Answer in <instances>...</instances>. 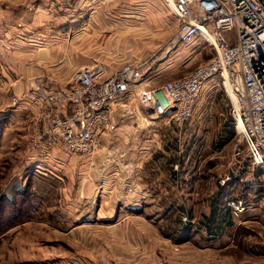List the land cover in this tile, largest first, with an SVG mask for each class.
Instances as JSON below:
<instances>
[{"label":"rangeland","instance_id":"obj_1","mask_svg":"<svg viewBox=\"0 0 264 264\" xmlns=\"http://www.w3.org/2000/svg\"><path fill=\"white\" fill-rule=\"evenodd\" d=\"M176 23L159 51L140 61L147 67L142 82L161 76L153 88L215 55L204 43H178ZM38 85L47 91L61 86ZM17 86L4 84L0 73V264L264 263V168L249 158L219 78L205 86L183 131L168 118L146 132L122 112L135 124L113 137L106 156L101 145L89 159L46 163L42 175L30 157L34 114L15 112L22 104H12L14 96L38 89L19 94ZM130 129L140 133L147 154L135 155L129 137L121 138ZM140 167L149 170L143 180L155 181L151 190L158 194L150 216L121 227L99 220L100 185L130 180ZM239 201L245 212L231 206Z\"/></svg>","mask_w":264,"mask_h":264},{"label":"built area","instance_id":"obj_2","mask_svg":"<svg viewBox=\"0 0 264 264\" xmlns=\"http://www.w3.org/2000/svg\"><path fill=\"white\" fill-rule=\"evenodd\" d=\"M165 2L177 19L178 43L201 40L214 49V57L185 77L153 89L142 83L146 63H125L111 75L102 64H94L79 70L71 87L39 88L23 98L14 96L13 106L27 101L34 105L30 146L41 158L53 160L60 154L75 160L91 158L110 132L114 108L133 116L146 132L168 118L183 131L205 86L219 78L248 156L264 168V0ZM231 206L235 212L246 211L242 201Z\"/></svg>","mask_w":264,"mask_h":264},{"label":"crops","instance_id":"obj_3","mask_svg":"<svg viewBox=\"0 0 264 264\" xmlns=\"http://www.w3.org/2000/svg\"><path fill=\"white\" fill-rule=\"evenodd\" d=\"M169 11L163 0H0V73L3 83L19 85L17 93L21 94L39 87L42 82L67 84L79 70L94 64H102L107 75H111L125 63L150 59L168 35L166 30L171 21L177 22ZM202 43L197 40L185 46ZM160 78L159 74L153 80L148 79L142 82L143 86L153 89ZM27 102L15 112L31 110L36 115L34 105ZM120 113L118 108L113 109V125L102 138L101 153L104 156L113 137L122 133L124 127L135 124L133 117L121 118ZM127 131L121 138L129 137L127 141H130L133 153L147 154L146 148L139 145L140 133H133L131 129ZM30 157L39 164L35 169L39 175L48 171L46 163L54 160L56 163L66 162L70 158L60 154L53 160H45L36 152ZM148 172L146 167H140L132 173L130 180L100 185L97 218L121 227L126 222L147 217L150 205L158 196L155 190H151L155 181L143 180Z\"/></svg>","mask_w":264,"mask_h":264},{"label":"trees","instance_id":"obj_4","mask_svg":"<svg viewBox=\"0 0 264 264\" xmlns=\"http://www.w3.org/2000/svg\"><path fill=\"white\" fill-rule=\"evenodd\" d=\"M235 183H236V182H235ZM233 184H234V183H231V184H230V183H228V184H227V186H231V185H233ZM234 185H235V184H234Z\"/></svg>","mask_w":264,"mask_h":264}]
</instances>
